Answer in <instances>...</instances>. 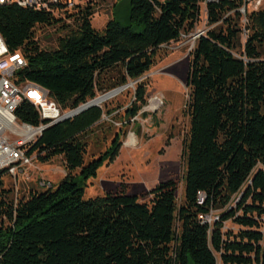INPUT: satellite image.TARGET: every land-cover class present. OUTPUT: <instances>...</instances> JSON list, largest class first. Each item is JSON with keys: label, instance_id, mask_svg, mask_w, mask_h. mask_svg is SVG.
I'll list each match as a JSON object with an SVG mask.
<instances>
[{"label": "trees", "instance_id": "1", "mask_svg": "<svg viewBox=\"0 0 264 264\" xmlns=\"http://www.w3.org/2000/svg\"><path fill=\"white\" fill-rule=\"evenodd\" d=\"M205 1L130 0L128 25L113 18L101 32L92 25L93 4L61 12L76 30L54 51L41 50L36 35L62 19L0 6V36L28 62L19 81L46 89L60 108L74 111L148 74L163 46L194 32ZM243 7V0L208 3L212 29L190 54L183 203L175 181L157 185L148 202L125 190L83 201L81 182L96 177L102 161H85L84 138L104 117L94 107L50 127L31 146L37 163L64 160L66 176L56 187L32 189L16 201L0 173V264H218L217 256L221 264H264V11L248 13L243 44ZM147 93V83H138L130 118L146 106ZM16 116L42 123L29 103ZM212 211L223 212L213 225L203 223ZM231 220L240 227L236 234L224 232Z\"/></svg>", "mask_w": 264, "mask_h": 264}, {"label": "rangeland", "instance_id": "2", "mask_svg": "<svg viewBox=\"0 0 264 264\" xmlns=\"http://www.w3.org/2000/svg\"><path fill=\"white\" fill-rule=\"evenodd\" d=\"M92 6L96 14L92 20L93 28L103 31L106 24L116 18L123 26L128 25L130 0H97ZM264 11L262 6L255 11ZM249 8L241 25L243 35L241 41L247 40L246 27L249 25ZM62 21L52 27H43L37 31L36 39L43 51H54L58 41L76 30L75 21L65 16L58 17ZM206 9L201 5L200 20L193 33L207 32L212 27L206 24ZM196 41L182 38L177 43L163 46L158 53L155 67L140 80L130 81L128 87L114 97L104 102H97L108 96L99 93L96 103L104 111L102 122L84 138L87 143L86 165L94 160H102L96 177L82 180L84 189L83 201L102 198L108 193H118L125 190L129 195L141 198V202H148L146 195L157 185L168 181H175L178 186L177 202L180 206L184 201V149L190 128V117L185 113L190 98L187 78L190 70L191 52ZM147 83V104L135 118L129 117L137 84ZM112 92V91H111ZM158 97L162 103L154 99ZM150 105H152L150 107ZM67 115L70 109H62ZM120 134L122 147L117 154L110 155L111 145L115 137ZM131 137L134 139L131 144ZM38 169L31 174L30 180L18 183L6 178L5 185L13 189L12 199L20 201L27 198L32 189H38L39 182L46 181L56 187L66 176L65 163L60 157L48 164L37 163ZM77 172V175H79ZM44 190V189H43ZM238 197L233 198L231 204L235 206ZM231 207V208H232ZM223 211H212L207 221L213 225L216 218ZM264 221V218H263ZM240 227L229 221L224 224V232L238 233ZM264 232V228L262 230ZM218 264H221L217 256Z\"/></svg>", "mask_w": 264, "mask_h": 264}, {"label": "built area", "instance_id": "3", "mask_svg": "<svg viewBox=\"0 0 264 264\" xmlns=\"http://www.w3.org/2000/svg\"><path fill=\"white\" fill-rule=\"evenodd\" d=\"M97 0H0V6H17L39 12H48L61 17V12H75L80 8L92 5ZM221 0H206L208 3H218ZM244 7L240 12L246 16L249 8L258 11L263 0H243ZM207 24V13H206ZM207 32L182 35L188 41H197ZM27 60L21 52L11 53L0 36V173L4 174L18 186V183L28 181L31 174L38 169L36 155L30 154V149L43 133L50 127L63 122L65 114L59 105L50 99L49 92L33 83L20 82L19 74L27 67ZM162 103L158 97L154 99ZM25 103H29L37 110L42 123L39 126L21 123L17 117H10V110H18ZM152 105H150L151 107ZM71 113V112H70ZM39 189H53L51 183L39 182ZM206 196L199 193L198 204L203 205ZM208 216L203 223L209 224ZM219 217L216 218V221Z\"/></svg>", "mask_w": 264, "mask_h": 264}, {"label": "water", "instance_id": "4", "mask_svg": "<svg viewBox=\"0 0 264 264\" xmlns=\"http://www.w3.org/2000/svg\"><path fill=\"white\" fill-rule=\"evenodd\" d=\"M127 87H128V85L123 86V87H121V88H118V89H116V90L110 92L108 95H109V97H110V96H111V97H114L115 95H117L118 93L122 92V90H124V89L127 88ZM94 107H101L99 104L96 103V99L93 100V101H91V102H89L88 104H86V105L80 107L79 109L74 110V111H72L71 113L67 114V115L65 116V118H64L63 121H66V120H69V119H71V118H74V117H76V116H78V115H80V114L86 112L87 110H89V109H91V108H94Z\"/></svg>", "mask_w": 264, "mask_h": 264}, {"label": "bare ground", "instance_id": "5", "mask_svg": "<svg viewBox=\"0 0 264 264\" xmlns=\"http://www.w3.org/2000/svg\"><path fill=\"white\" fill-rule=\"evenodd\" d=\"M111 97V96H110ZM109 95L108 96H105L104 98H101L100 100H98L97 102H104L105 100H108L109 98ZM18 110H10V117H17L16 116V113H17ZM134 139L131 137V144H132V141Z\"/></svg>", "mask_w": 264, "mask_h": 264}]
</instances>
